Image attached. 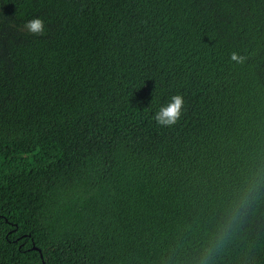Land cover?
Here are the masks:
<instances>
[{"label":"trees","instance_id":"trees-1","mask_svg":"<svg viewBox=\"0 0 264 264\" xmlns=\"http://www.w3.org/2000/svg\"><path fill=\"white\" fill-rule=\"evenodd\" d=\"M253 174L264 0H0V264H199ZM209 264H264V183Z\"/></svg>","mask_w":264,"mask_h":264},{"label":"clouds","instance_id":"clouds-1","mask_svg":"<svg viewBox=\"0 0 264 264\" xmlns=\"http://www.w3.org/2000/svg\"><path fill=\"white\" fill-rule=\"evenodd\" d=\"M23 28L32 35H43L44 21L41 18H33L25 22ZM246 59L245 56L235 52L230 54V60L237 64H243ZM183 106V97L179 94L174 95L166 106L160 107L155 113L154 120L160 126L171 127L180 120ZM261 183H264V175L253 174L242 181L231 207L226 210L225 221L203 249V255L199 260V264H209L212 256L227 243V240L232 235L234 225L256 201Z\"/></svg>","mask_w":264,"mask_h":264},{"label":"water","instance_id":"water-1","mask_svg":"<svg viewBox=\"0 0 264 264\" xmlns=\"http://www.w3.org/2000/svg\"><path fill=\"white\" fill-rule=\"evenodd\" d=\"M33 248L37 249V247H36V246H34V245H33ZM43 264H44V262H43Z\"/></svg>","mask_w":264,"mask_h":264}]
</instances>
